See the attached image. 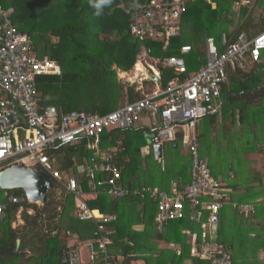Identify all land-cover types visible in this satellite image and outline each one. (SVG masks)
Here are the masks:
<instances>
[{"label":"trees","instance_id":"obj_1","mask_svg":"<svg viewBox=\"0 0 264 264\" xmlns=\"http://www.w3.org/2000/svg\"><path fill=\"white\" fill-rule=\"evenodd\" d=\"M145 1L112 0L103 9L102 15L96 16V9L90 0H0V6L9 10L13 25L32 39L34 52L39 57L57 62L61 67L60 75L48 74L36 78L38 104L41 107L54 106L59 114L71 110L107 113L122 103L142 96L135 92V84L117 79L116 72L117 69L128 71L133 67L141 44L149 49V56L160 59L179 55L180 45H190L191 51L185 55V61L187 70L192 72L206 61L204 44L207 37H213L218 52H222L238 33H249L251 27L254 32L264 29V18L259 20L260 26L257 28L258 25L252 23V10L248 14L253 4L237 7L235 2L241 0H190L182 18L180 35L172 38L169 46L163 49L160 43L148 40L141 43L129 32V15L120 4ZM254 6L264 8V0H255ZM234 7L239 10H233ZM239 12L240 20H236V23L235 17ZM226 74V82L221 88L222 105L216 112L206 114L200 120L206 118L210 123L209 129L214 125L224 127L227 137L228 130L234 131L235 110H238L243 135L246 136V130L249 135L245 138L247 141L243 139L240 144H235V154L224 171L222 167L213 169L214 160L204 147L207 146L208 132L200 120L197 122L195 136L199 156L208 161L212 175L228 194L219 211L218 227L211 233L212 236L214 234L212 241L226 245L231 264H264V260L259 261L257 255L264 247V176L261 167L254 166L255 159L246 156L250 153L264 156V52L259 61L248 63L245 69L228 65ZM176 76L173 69L162 68L161 86L167 85ZM144 83L151 92L153 82ZM252 128L253 131L250 130ZM140 131L141 128L106 130L99 143L100 149H112L116 138L122 140L126 150L122 153V160L117 158L114 161L126 183L164 190H170L175 185L179 191H183L191 178L192 162L188 145L180 138L164 142L162 160L152 159L157 167L153 171L152 167L141 164L140 147L146 142L139 137ZM92 152L83 144L47 149L49 157L57 160V168L63 178L64 173L71 172V168L73 174L78 172L80 175L85 159L89 160ZM150 174L153 178L148 176ZM241 174H245L246 178H242ZM103 175L97 174L96 177L104 178ZM61 184V181L53 180L43 205L26 200L8 205L5 218L0 220V264H61L64 251L74 247L76 241L82 246V253H85L82 256L87 264L206 263L198 255L190 253L193 239L197 243L203 240L201 235L204 229L196 218L189 217L193 209L188 202L185 201L183 218L169 220L161 230H157V202L154 199H142L136 195L113 198L105 193H98L87 204L104 214H114L116 218L104 223L105 229L110 232L106 251H99L96 247L95 257L90 260L88 247L84 244L95 238L96 224L76 217L72 194L62 190L63 194L57 196L56 190L62 188ZM80 184L84 191L88 190L85 181L81 180ZM2 193L0 189V200L5 201ZM8 193L20 196L23 191L13 189ZM20 205L24 208L22 218L25 223L12 228L11 222ZM240 206H250L252 209L246 213L239 210ZM227 207L229 227L222 228L219 226L223 224L221 213ZM29 208L34 210L33 214L27 213ZM194 212L201 214L202 222L206 221L207 211L204 207L198 205ZM231 223H234V227ZM227 229L232 233H228ZM234 229L238 230L235 239ZM243 230L252 236L247 235L252 242L250 246L246 244V249L240 245L241 254L236 255L234 243ZM72 237L76 239L74 243H70ZM16 239L20 240L19 246H16ZM245 250L254 254L248 255Z\"/></svg>","mask_w":264,"mask_h":264},{"label":"built area","instance_id":"obj_2","mask_svg":"<svg viewBox=\"0 0 264 264\" xmlns=\"http://www.w3.org/2000/svg\"><path fill=\"white\" fill-rule=\"evenodd\" d=\"M189 1L146 0L129 5L124 2L120 7L129 15L131 36L141 43L147 40L160 43L164 49L172 38L180 35L182 15ZM247 1L243 0L238 5ZM147 49L141 44L138 57L141 54L148 56ZM179 49L178 56L172 55L162 61V67L172 68L177 74L165 87L156 86L152 92L101 115L83 110L59 114L54 106L41 107L38 104L36 78L48 74L59 75L61 67L47 57H39L33 50L29 35L18 30L11 21L9 10L0 6V91L6 96L0 99V171L22 164L26 168L40 169L52 179L61 181L75 198L76 217L96 224L95 238L84 244L88 247L90 260L95 257L96 247L99 251H106L110 232L105 229L104 223L114 220L116 216L90 208L88 199L95 198L103 189L112 197L136 195L144 198L148 191L125 187L121 183V172L112 159L124 152L125 148L119 145L101 151V137L106 130L113 128H136L143 117H148L158 127L154 131L159 138L173 140L178 137L188 145L192 162L191 178L183 191L175 188L171 191L149 190V196L157 200V230H161L169 220L183 218L186 201L193 209L189 217L196 218L204 229L201 243L193 239L191 255H198L210 261V264H231L225 246L215 245L211 235L228 194L212 175L208 161L199 156L195 130L203 116L216 112L222 105L221 88L227 79V66L245 69L248 63L260 60L264 52V29L256 34H237L222 52H218L212 37L206 38V61L192 72L187 70L184 58L190 46L180 45ZM80 141H86L87 147L93 151L85 167L89 193H85L74 178L63 180L47 154L49 148H60ZM97 174H104V178H97ZM23 200V197L16 195L8 196V201L12 203ZM198 205L207 211L204 222L201 214L194 212ZM251 209L250 206L239 208L246 213ZM5 210L6 204H0V216L5 214ZM82 255L81 247H70L64 251L60 262L84 264L86 260Z\"/></svg>","mask_w":264,"mask_h":264},{"label":"crops","instance_id":"obj_3","mask_svg":"<svg viewBox=\"0 0 264 264\" xmlns=\"http://www.w3.org/2000/svg\"><path fill=\"white\" fill-rule=\"evenodd\" d=\"M233 10H237V8H234ZM141 56H144L143 54H141L139 57L138 56H136V62L138 61V59L139 58H141ZM148 57V59H150L151 61H153L154 63H155V68L154 67H151V66H149L150 68H152V73L151 74H154L155 73V70H156V67L158 66V62H157V59L156 58H154V57H151V56H147ZM138 58V59H137ZM142 61V60H141ZM136 62H135V64H136ZM135 64L133 65V67L130 69V70H128V71H121V70H119V69H117L118 71H120L121 73H125L126 74V72L127 73H129V71H131L132 69H134L135 67ZM149 68V69H150ZM153 70H154V72H153ZM156 72H157V70H156ZM146 74V71H144L143 72V74L142 75H140V76H138L137 78H134V80L133 81H131L132 83H131V85L132 84H135V83H133V82H135V81H137V79L139 80H141V81H151V80H149V76L147 75V80H144L143 79V76ZM150 74V75H151ZM156 74V73H155ZM118 79V78H117ZM119 80H121V79H119ZM143 82H141L140 83V87H138V85L137 84H135L136 85V87H135V92H138L139 94H142V96H143V91H144V87H143ZM153 82V84H152V87L154 88V86H155V83H154V81H152ZM152 88V89H153ZM141 96V97H142ZM6 96H5V94L4 93H2L1 91H0V99H2V98H5ZM125 103H127V102H125ZM125 103H122V104H120V105H118L116 108H118V107H120V106H122L123 104H125ZM115 108V109H116ZM112 111V110H111ZM110 112V111H109ZM90 113V112H89ZM93 114V113H92ZM104 114V113H103ZM96 115H101V114H96ZM146 118H148V117H145V119ZM148 119H150V118H148ZM150 121H151V128L149 127V125H147L146 123H143L142 121L141 122H139L138 123V126L135 128V129H137V128H141V130L142 131H145V144L142 146V147H140V156H141V164L143 165V167H151V164L153 163L152 162V159H154V160H157V161H161L162 160V158H163V145H164V142H167V141H173V140H169V139H167V140H162L161 138H159L158 136H157V133L154 131L156 128H158L157 126H155L154 124H153V122H152V120L150 119ZM156 122L159 124L160 122H159V120L157 119L156 120ZM115 142H116V144L114 145V146H119V145H121L122 146V140L121 139H118V138H116V140H115ZM148 142H149V144H148ZM74 144H83L84 145V147H86L87 148V142L86 141H80V142H77V143H74ZM156 144H159L160 146H161V156H160V158L159 159H157L156 157H155V151H154V146L156 145ZM124 147V146H123ZM99 148H100V146H99ZM106 149L107 148H109V147H105ZM100 149L101 151H106V149ZM125 148V147H124ZM56 149H60V148H56ZM126 150V149H125ZM122 153H124V152H122ZM122 153H120L119 154V156H117V157H115L114 159H112V163L115 165V166H117L118 167V165L115 163L116 161H114L115 159H117V158H121V156H122ZM63 154V153H62ZM63 156H64V154H63ZM205 159V158H204ZM121 160H122V158H121ZM52 161V164H53V167H54V169H57L58 170V168H57V160H55V159H52L51 160ZM88 162H89V160L88 159H85V162H84V170L83 171H81L79 174L80 175H78L77 173L76 174H73V169L71 168V172L70 173H64V178L62 177V175H61V178L63 179V180H66L67 178H69V177H71V178H74L77 182H78V184H79V186L82 188V186H81V184H80V181L81 180H83V181H87V176H86V174H85V167H86V165L88 164ZM152 162V163H151ZM118 169H119V167H118ZM120 170V169H119ZM59 171V170H58ZM121 172V171H120ZM79 176H80V178H79ZM53 180L54 179H52V182H53ZM121 183L125 186V187H134V188H144V189H147L148 191L145 193V196H144V198H151L150 196H149V190H151V189H158V190H162V191H171L173 188H175V189H177L178 187L177 186H175V185H173V186H171V188H170V190H164V189H160V188H158V187H148L147 185H141V186H138V185H133V184H128V183H126L125 181H124V179H122V175H121ZM52 185V184H51ZM62 185V184H61ZM86 186H87V184H86ZM51 188V187H50ZM87 188H88V186H87ZM1 190H3V196L4 197H6L5 198V201H1L0 200V204H6V210H5V214L4 215H1L0 216V220H2V219H4L5 218V216H6V211H7V207H8V205L10 204V203H12V202H9L8 201V196L9 195H15V194H13V193H8V191L9 190H13V189H2V188H0ZM15 189H19V188H15ZM22 190V189H21ZM50 190V189H49ZM65 190L67 193H69L68 191H67V189L62 185V188L61 187H58V189L56 190V194H57V196H61L62 194H63V191ZM83 190V189H82ZM23 191V190H22ZM84 191V190H83ZM49 192V191H48ZM85 193H89V189L88 190H86V191H84ZM99 193H105V194H107V195H109L108 193H106L105 191H104V189L103 190H101ZM70 194V193H69ZM17 196V195H16ZM129 196H132V195H129ZM19 197H23L24 198V200H26L28 203H34V204H36V205H43L44 204V202L43 203H40V202H31L30 200H28L27 198H26V196H25V194H24V192H23V194H21ZM110 197H112V196H110ZM125 197H127V196H125ZM73 198H74V196H73ZM96 198V197H95ZM113 198H120V197H113ZM142 198V197H141ZM90 199H94V198H90ZM90 199H88V200H90ZM143 199V198H142ZM153 199V198H152ZM45 200H46V198H45ZM155 200V199H154ZM73 201H74V204H75V198L73 199ZM156 202H157V200H155ZM23 202V201H22ZM228 208L229 207H227V208H224L223 209V211H222V213H221V215H222V217H223V224L221 223V225H219L220 227L222 226V228H228L229 227V225H228V223H227V220H230V218L228 217V216H230V215H227V210H228ZM96 209V208H95ZM24 210V208H23V206L22 205H20L19 206V208L16 210V212H15V218H14V220L11 222V226H12V228H16V227H18V225L19 226H22L25 222H24V220H23V218H22V211ZM98 210V209H97ZM98 211H100V210H98ZM101 212V211H100ZM27 213L28 214H33L34 213V210L32 209V208H29V209H27ZM114 215V214H113ZM217 227H218V223H217V225L213 228V229H217ZM230 229H227V232L228 233H232V231H230ZM247 231H248V229H247ZM246 230H243V233L244 232H247ZM249 232V231H248ZM247 232V235L249 236V237H252L249 233ZM237 233H238V230L237 229H234V231H233V239H235V235L237 236ZM213 236H214V234H213ZM212 236V237H213ZM230 238L232 237V236H229ZM76 241V239H74L73 237L70 239V243H74ZM213 242V241H212ZM251 242H252V240L250 239V238H247V240L246 241H243V242H240V245H242V247L243 248H247V245L248 246H250V244H251ZM19 243H20V240L19 239H16V246H19ZM214 243V242H213ZM215 245H217V244H221V245H224L223 243H214ZM247 244V245H246ZM75 246H79V247H81V249H82V246H80V244L76 241V243L74 244ZM224 246H226V245H224ZM251 248V247H250ZM226 249V248H225ZM246 251V253L248 252L247 250H245ZM83 255H85V253H82ZM254 253H253V251H249L248 252V255H253ZM257 255H258V259H259V261H261V260H264V247L263 248H261L259 251H258V253H257ZM259 255H262V256H259ZM229 256H230V259H231V255L229 254ZM199 259H201L200 257H199ZM201 260H203V259H201ZM206 263L205 264H210V261H208V260H204ZM209 263H208V262ZM231 263H232V260H231ZM84 264H87L86 262L84 263Z\"/></svg>","mask_w":264,"mask_h":264},{"label":"rangeland","instance_id":"obj_4","mask_svg":"<svg viewBox=\"0 0 264 264\" xmlns=\"http://www.w3.org/2000/svg\"><path fill=\"white\" fill-rule=\"evenodd\" d=\"M247 3L250 6L253 4L249 8L248 14L252 10V12H253L252 13V19H253L252 23L255 25H258L257 28H259V26H260L258 24L259 20L264 18V8H262V7L257 8L256 6H254L255 0H252V2H251V0H248L247 2H245V4H247ZM238 10H236V11H238ZM236 20L237 21L240 20V12L235 17V21ZM237 21H236V23H237ZM248 30L251 32H254L252 30V27ZM154 58H156V57H154ZM156 59H158V58H156ZM138 60H142V62L145 63L147 66H151V67L155 68V63L153 61H151L150 59H148V57L146 55L141 56V58ZM134 70H135V68L132 69L131 71H129V73L126 72V74L125 73L123 74L117 70L116 71L117 72V78L121 79V81H123L124 83L131 84L132 83L131 81L134 80V78H132L133 77L132 74H133ZM144 71H146V74L148 76H150V74L152 73V68L149 69V67H147V69H145ZM153 72H154V70H153ZM146 74L143 76V79L145 78L144 80H147ZM141 80L137 79V81H135L133 83L137 84L138 87H140V83L143 82ZM143 85H144V91L149 92L150 90L148 89V85L145 84L144 82H143ZM226 108L229 109L228 107H226ZM237 109H238V107H237ZM238 115H239L238 110H235V120H234L235 121V127L233 128L234 131L228 130L227 131L228 132L227 137H226V133L224 134V131H223L225 129L224 127H222V126L219 127V125H214V126L210 127V129H209L210 123L208 122V120L206 118L200 120V123H202V126L204 127V129L208 132L207 138H206L207 142L205 143V145H207V146H204V147H205L206 151L209 153L208 156L212 157V160H214V164H212L213 169L215 167H222V171H224L225 166L227 167V165H230V161H232V157L235 154L234 146L238 145V143L240 144V141L247 138V135H249L247 130L245 131L246 136L243 135L244 130H243V127L241 126L242 123L238 122V118H239ZM141 121L143 123H146L147 125H149V127L151 128L150 119H148V118L145 119V117H143V119ZM141 121H139V122H141ZM218 121H220V117L218 118ZM221 121L223 122L224 120L222 119ZM217 124H218V122H217ZM250 130L253 131L254 129L252 128ZM138 135L140 138H143L145 140V131L138 132ZM208 135H210V136H208ZM174 139H179V138L176 137ZM243 141H247V139H245ZM232 143H234V144H232ZM148 144H149V142H148ZM240 155L244 158L242 153H240ZM246 156L250 159H255L256 162L254 163V166H257L258 168L261 167V172H262L261 174H263V176H264V156H261L259 154H255V153H250V154H247ZM221 162H223V163L219 164ZM153 163L151 164V167L153 168V171H154L157 169V167L155 164L153 165ZM236 167H237V165L235 164L234 168H236ZM148 176H151V178H153V176L151 174ZM241 176L243 178V177H245V174L244 175L241 174ZM231 225L234 227V223H231ZM246 233L247 232L239 234L238 239L235 240L233 251L235 252L236 255L241 254L240 242L247 240L248 236ZM259 256H262V255H259Z\"/></svg>","mask_w":264,"mask_h":264},{"label":"water","instance_id":"obj_5","mask_svg":"<svg viewBox=\"0 0 264 264\" xmlns=\"http://www.w3.org/2000/svg\"><path fill=\"white\" fill-rule=\"evenodd\" d=\"M149 52V49H147ZM156 79V77H154ZM155 157L161 156V146H154ZM51 177L36 168H26L24 165L10 166L0 171V188L22 189L26 198L31 202L45 201L46 195L51 187Z\"/></svg>","mask_w":264,"mask_h":264},{"label":"bare ground","instance_id":"obj_6","mask_svg":"<svg viewBox=\"0 0 264 264\" xmlns=\"http://www.w3.org/2000/svg\"><path fill=\"white\" fill-rule=\"evenodd\" d=\"M208 2H210V0H207ZM243 2V0H241V1H238V2H235V5L237 6L238 4H240V3H242ZM244 4H245V2H244ZM244 4H242V5H244ZM187 5H188V3H187ZM239 6V5H238ZM186 10H187V8H186ZM186 12V11H185ZM184 12V13H185ZM184 13H183V15H184ZM183 15H182V18H183ZM182 20V19H181ZM129 21H130V18H129ZM263 30V29H262ZM261 30V31H262ZM242 32H245V31H242ZM260 32V31H259ZM241 33V32H240ZM246 33H248V32H246ZM250 33H252V34H256V33H258V32H249V34ZM239 34V33H238ZM211 37V36H210ZM208 38V37H207ZM213 38V37H212ZM214 43H215V41H214ZM183 45H185V44H183ZM186 45H188V44H186ZM190 46V45H189ZM216 46V45H215ZM190 48H191V46H190ZM204 48H205V44H204ZM217 48V47H216ZM180 50V49H179ZM190 51H191V49H190ZM189 51V52H190ZM263 53V52H262ZM179 54H180V52H179ZM205 55H206V51H205ZM169 56H172V55H169ZM169 56H166V57H163V58H158L157 59V62H158V66L156 67V70H157V72H156V70H155V73L154 74H151L148 78H149V80H151V81H154V83H155V86H154V88H153V90L156 88V86H160V87H165V86H161V84H160V80H161V69L162 68H169V67H162L161 66V64H162V61L165 59V58H167V57H169ZM174 56H178V55H174ZM185 58V57H184ZM140 59V58H139ZM186 62V61H185ZM135 70H134V72H133V74H132V78H137L138 76H140V75H142L143 74V71L145 70V69H147V67H149V66H147L145 63H143L141 60H138L137 62H136V64H135ZM150 68V67H149ZM172 69V68H171ZM160 72V73H159ZM159 73V74H158ZM124 74V73H123ZM154 77H156V79H154ZM168 84V83H167ZM152 90V91H153ZM151 91V92H152ZM150 93V92H149ZM144 94H146V93H144Z\"/></svg>","mask_w":264,"mask_h":264},{"label":"clouds","instance_id":"obj_7","mask_svg":"<svg viewBox=\"0 0 264 264\" xmlns=\"http://www.w3.org/2000/svg\"><path fill=\"white\" fill-rule=\"evenodd\" d=\"M90 3L92 6L96 9L95 15L96 16H101L103 13V9L110 5L112 3V0H90ZM139 53V52H138ZM137 53V56H138ZM57 75V74H56ZM60 75V74H59ZM37 169V168H36ZM40 170V169H38ZM41 171V170H40ZM52 179V178H51Z\"/></svg>","mask_w":264,"mask_h":264}]
</instances>
